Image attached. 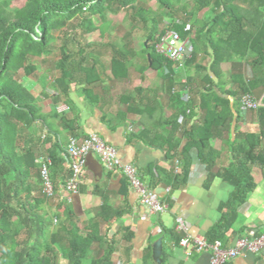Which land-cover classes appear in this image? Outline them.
I'll use <instances>...</instances> for the list:
<instances>
[{
	"label": "trees",
	"instance_id": "1",
	"mask_svg": "<svg viewBox=\"0 0 264 264\" xmlns=\"http://www.w3.org/2000/svg\"><path fill=\"white\" fill-rule=\"evenodd\" d=\"M137 1L127 0L122 4L126 6ZM158 1L168 10H172L181 2V0ZM195 1L198 10L213 7L210 16L205 18L192 39V57L186 63V67L194 64L201 51L213 60L199 101L195 103L191 98L174 119L165 117V106L158 98L155 100L146 98L145 102L143 100L146 104L145 110H139L131 105L129 112L140 115L143 119L151 118L150 121L158 126L171 127V131L167 133L145 128L133 137L147 146L163 148L169 160L180 159L183 162L181 173L173 176L170 182L178 188L189 182L194 151L197 152L199 162L207 166L210 173L209 181L215 178L212 171L218 154L212 149L211 142L223 137L224 134L227 135L225 145L231 162L221 172L219 178L232 187L233 191L227 203L221 206V211H224L223 223L208 233L207 239L213 243L224 238V232L231 228L236 220L238 208L254 190L253 169L257 167L264 172V154L256 153L260 143L264 141V107L252 112L260 126L259 134L231 133L233 122L240 119L238 108L240 99L245 95L253 96L258 90L264 92V0ZM110 5L108 0H27L24 7L10 11L6 3L0 0V264H56L60 237L67 239L68 264H83L91 246L99 240L98 231L93 230L90 234L83 235L73 224L74 214L66 201L58 205V211L62 216L58 227L52 229L51 223L46 221L44 207L47 198L43 195L36 198L30 182L35 176L41 186L38 167L35 164V159L40 155L34 151L36 146L29 149L25 147L20 149L19 146L23 129L28 130L36 123L48 128L52 125L49 123V117L38 106V100L17 81L16 75L22 70L28 76L34 73L37 67L27 65L28 60L31 57L46 55L56 40L55 33L66 28L70 22L81 18L84 33L98 31L99 27L94 18L103 19ZM140 11L142 15L153 13L143 8ZM142 18L147 21V18ZM158 26L159 23L154 21L153 31L147 37L148 45L132 58L128 53L130 50L114 46L116 54L110 62L111 73L116 80L124 81L130 78L132 68L141 74L148 69L164 72L167 75L165 78L171 83V98L176 96L181 100V93L186 86L183 85L185 88L180 92H174V77L181 69L176 63L157 52L156 44L159 37L167 31L158 34ZM188 27L190 30H187ZM169 30L179 32L183 38H187L193 28L184 22L173 24ZM62 54L63 57L57 63L60 77L56 82L69 108L75 109L70 99L71 85L83 86L80 93L89 104L99 105L102 98L95 93L94 87L102 82L101 76L106 75L105 63L93 53L86 55L83 49L79 50L76 60L74 55L64 48ZM250 54L254 56L248 63L253 78L245 80L239 70L230 77L235 92L227 91L220 84L223 79L222 66L231 62L233 58L244 61ZM134 58L143 60L145 65H137ZM197 67L201 69L199 65ZM87 74L90 78H86ZM191 81L189 78V85ZM132 101L136 100L128 96L121 99V102L126 104H132ZM196 108L202 114V119L199 124L188 129L189 122L196 117ZM78 122V117L71 121L73 124ZM77 129L76 126L71 127L72 134L75 135ZM179 132L182 138L187 140L180 153L181 142L176 140ZM65 150L66 148L59 144H54L46 154L52 161L51 180L55 194L54 177L63 174V167L67 165L64 158ZM157 171L163 173L159 169ZM70 176L71 172L68 171L65 182ZM148 187L152 189L151 185ZM109 210L104 204L102 211L108 213ZM121 216L122 212H114L106 220L109 222ZM124 231L129 233L125 239L128 242L132 241L133 234L127 228H124ZM181 239L182 237L178 238V241ZM113 250L109 249L102 259L93 261L92 264H104ZM148 259H152V248L149 250L146 264Z\"/></svg>",
	"mask_w": 264,
	"mask_h": 264
},
{
	"label": "crops",
	"instance_id": "2",
	"mask_svg": "<svg viewBox=\"0 0 264 264\" xmlns=\"http://www.w3.org/2000/svg\"><path fill=\"white\" fill-rule=\"evenodd\" d=\"M113 47L108 46V49H114ZM127 48L130 50L128 53L131 58L135 53L143 50L142 47L137 46ZM114 56L115 54H112L111 57H107L109 60L101 58L106 65V75H102V82L94 87L95 93L102 98L99 105L89 104L80 93L83 86L71 85L70 99L75 109L69 108L65 98L61 105L53 107L48 112L43 111L49 117V123L52 126L50 129L42 124L41 148L46 155L54 144L66 148L69 139L73 136L83 138L91 133L98 134L108 145L118 150L124 164H131L139 169L144 182L147 186L151 185L152 189L159 194L168 206V210L160 215L151 214L140 204L138 194L130 187L122 173L107 171L98 156L90 155L79 193L70 197V203L66 202L74 214L73 224L83 235L90 234L93 230L98 231L99 240L93 243L83 264H92L93 261L102 259L109 249L114 250L104 264H146L150 248H152V259H148V264H211L210 250L188 255V249L180 245L182 239L178 241V238H184L186 235L177 230V219L184 220L188 234L192 237H208L212 228L223 223L224 211H221V206L227 203L233 191L232 187L219 178L221 172L231 162L225 145L227 135L224 134L223 137L211 142L212 149L218 154L212 171L215 178L209 181L210 173L207 166L199 162L197 152L194 151L188 184L180 188L172 185L170 183L172 177L181 173L183 162L180 159L169 160L163 148L147 146L133 137L145 128L167 133L171 131V127L158 126L150 121L151 118L143 119L140 115L129 112L131 105L139 110H145L146 104L143 100L145 102L146 98L151 99L153 96H155L153 100L160 99L163 89L159 84L152 88L149 84L144 85L149 78L150 69L144 74L139 73L141 76L135 80L136 85L132 83L134 68L131 69L128 80H116L110 69V62ZM133 60L137 65H145L141 59ZM101 85L102 89H100ZM118 86L125 90L119 97L114 94ZM135 92L141 95H138V99ZM126 96L136 101H132V104L121 102V99ZM252 97L264 107V92L259 99L254 95ZM171 114L172 111L165 108L167 119ZM195 114L196 117L189 122L188 129L199 124L202 119V114L197 108ZM77 117L79 122L71 123ZM246 117L233 122L232 135L260 133V126L255 115L254 120L250 119L251 121L247 122ZM74 126L78 127L75 135L71 132V127ZM35 127L40 126L33 125L31 129ZM176 138L177 141H182L180 153L187 140L182 138L181 132L176 135ZM258 152L264 154V141L256 150V153ZM157 169L166 174L159 173ZM68 171L66 165L63 167L64 173L54 177L56 207L66 201L67 195L63 192V184ZM252 177L255 188L247 196L245 203L238 208L234 224L224 232V238L221 240L226 247L232 246L234 241L248 230L260 232L264 229V172L255 167ZM104 204L110 209L108 213L102 211ZM114 212H122V216L107 222L106 219L110 218ZM124 228L129 229V232L133 234L132 241L128 242L125 239L129 233H126ZM60 238L56 264H68L67 239ZM156 250L160 251L159 258L155 257ZM228 264H264V254L244 253Z\"/></svg>",
	"mask_w": 264,
	"mask_h": 264
},
{
	"label": "rangeland",
	"instance_id": "3",
	"mask_svg": "<svg viewBox=\"0 0 264 264\" xmlns=\"http://www.w3.org/2000/svg\"><path fill=\"white\" fill-rule=\"evenodd\" d=\"M2 1L6 3L7 9L10 11L22 8L27 3V0ZM108 1H110L111 5L104 18H94L95 23L99 27L98 31L91 34L84 33L81 25V18L70 22L66 28L55 33L56 40L46 55L42 57H31L28 60L27 65L31 64L37 67V70L34 73L28 76L22 70L16 75L17 81L24 85L38 100V106L42 109V111L48 112L53 107L61 105V103L65 100V96L62 94L56 82V80L60 77V71L57 67V63L63 57V48L68 53L73 54L75 60L78 57L77 55L80 49H83L86 55L93 53L95 56L109 60L107 57H111L112 54H116V50L108 49V46L112 45L117 48L126 47L127 50V47L130 46L144 48L145 44L148 45L147 37L153 31L154 21L159 23V26L157 27L158 34L164 30H169L175 23L180 24L184 22H187V24L193 28L194 34H196L197 29L203 24L205 18L210 16L213 8L210 7L198 10V4L195 0H181V2L172 10L166 9L159 3L158 0H138L136 3L126 6H124L122 2L127 0ZM141 8L153 13L151 15H142L140 11ZM242 11L245 12L244 10ZM142 17L147 18V21H144ZM201 46L204 48L203 44ZM211 53H213L212 50ZM253 58L254 56L250 54V56L244 61H241L238 58H233L231 62L225 63L222 67L223 79L220 81V84H222L227 91L235 92V88L230 81V77L239 70H241L245 80H251L253 72L248 66V63L251 62ZM212 64L213 60L211 57L206 55L204 51H201L194 64L187 67L185 66L175 75L174 88L176 92H180L182 88H185L182 87L183 85L188 87V79L191 78L192 81L189 85V88L192 89L191 98L195 101V103H197L200 98V93L206 85L205 79L210 74L209 70ZM197 65H199L201 69H198ZM148 74L149 78L146 82H144V85L149 84L152 88L159 84V86L163 88V93H159L160 99L165 108L172 111L169 119H174L175 117L177 118L180 112L184 109L186 102L182 98L181 100L178 99L176 96L171 98V83L165 78L167 76L166 73L150 69ZM132 75V83L133 85H136L135 80L139 79L141 74H139L137 70L133 69ZM87 77H90V75L87 74L86 78ZM101 86L100 89L103 88V86ZM123 91L125 92V90L118 86V88L115 89L114 94L119 97ZM262 94L263 92L258 90L253 95L259 99ZM135 95L137 97L139 94L135 92ZM247 115L246 122L251 121L252 119L254 120L253 113H248ZM35 125L40 127H35L34 129L29 128L28 130L23 129L21 131L22 140L19 147L20 149L24 147L29 149L31 146H36L34 151L37 155H44L45 153L42 150L43 148H41L39 143L41 141L40 129L43 125L41 123H36ZM179 141L182 142L181 140ZM30 181L33 187L32 191L34 196L36 198H41V186L38 182V178L34 176ZM54 199L55 198L47 199L44 207L46 221L51 223L50 228L58 227V223L62 218L61 213L58 211V206L56 207V200ZM23 237L24 235H22V238Z\"/></svg>",
	"mask_w": 264,
	"mask_h": 264
},
{
	"label": "built area",
	"instance_id": "4",
	"mask_svg": "<svg viewBox=\"0 0 264 264\" xmlns=\"http://www.w3.org/2000/svg\"><path fill=\"white\" fill-rule=\"evenodd\" d=\"M187 30H190V27ZM192 34L194 31L187 38H183L179 32L167 30L159 37L156 50L162 56L176 63L179 69H183L192 57V39L195 37V34ZM181 95L182 99L189 103L191 101V88L186 87ZM238 104L240 118H245L248 113L255 112L262 107L258 100L249 95L243 96ZM90 155L98 156L107 171L122 173L130 187L138 194L140 204L147 208L151 214L160 215L168 210V206L159 194L150 189L144 182L139 169L134 165L124 164L118 150L108 145L95 133H91L88 137L73 136L69 139L64 154L68 169L71 172L70 178L63 186V192L67 195V203L71 202L70 197L79 193ZM35 164L38 167L42 195L47 199L54 198L51 159L47 155H40L35 159ZM177 230L186 235L182 238L180 245L188 249V255L193 252L202 253L210 250L211 264H228L244 253L264 254V229L260 232L246 231L230 247H226L220 240L211 243L206 236H190L182 218L177 219Z\"/></svg>",
	"mask_w": 264,
	"mask_h": 264
},
{
	"label": "water",
	"instance_id": "5",
	"mask_svg": "<svg viewBox=\"0 0 264 264\" xmlns=\"http://www.w3.org/2000/svg\"><path fill=\"white\" fill-rule=\"evenodd\" d=\"M158 246L161 247V245H158ZM159 253H160L159 250H156V251H155V257H156V258H159Z\"/></svg>",
	"mask_w": 264,
	"mask_h": 264
}]
</instances>
